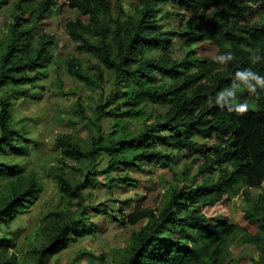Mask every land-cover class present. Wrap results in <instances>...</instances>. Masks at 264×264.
Here are the masks:
<instances>
[{"label": "trees", "instance_id": "1", "mask_svg": "<svg viewBox=\"0 0 264 264\" xmlns=\"http://www.w3.org/2000/svg\"><path fill=\"white\" fill-rule=\"evenodd\" d=\"M57 1L10 4L11 22L0 40V157L14 161L35 143L12 108L17 100L38 97L36 82L46 77L49 66L59 64L74 82L98 92V98L88 104L89 114L79 101L69 107L72 119L82 114L85 138L63 133L54 139L58 158L49 173L62 206L45 214L36 232L44 238L32 243L20 260L18 252H9V243H0V264H49L63 245L93 232L86 222L91 212L100 210L98 204L85 202L84 191L97 185L137 186L129 174L147 169L150 162L171 171L173 184L160 208L120 210L113 217L122 224H142L113 264H223L229 248L241 244L255 246L258 263L264 264V189L249 191L264 182V90L257 89L255 96L238 93V101L250 105L244 115L215 104L216 94L230 86L236 71L252 68L264 76V12L253 19L254 6L264 10V0H136L128 10L120 1L112 8L110 0H61L79 15L64 27L78 54L66 59L58 57L60 43L53 35L36 33ZM166 4L177 6L175 12ZM2 5L7 0H0ZM162 13L181 18L183 27L163 29L156 19ZM184 13L193 19L187 21ZM177 35L180 59L171 56ZM199 42H212L215 56L231 52L234 59L224 65L215 56L198 58L190 48ZM254 55L261 56L255 65L250 59ZM164 78L173 83L167 86ZM102 119L110 120L108 128ZM162 131L168 138H162ZM158 138L177 152L188 149L186 159L201 156L203 164L194 174L186 168L178 178ZM215 167L221 169L217 179L209 175ZM115 170L125 175L112 174ZM39 188L34 172L23 174L18 162L0 160V224L7 226L26 212ZM239 193L244 196V220L257 226L253 235L223 216L207 218L202 212Z\"/></svg>", "mask_w": 264, "mask_h": 264}, {"label": "rangeland", "instance_id": "2", "mask_svg": "<svg viewBox=\"0 0 264 264\" xmlns=\"http://www.w3.org/2000/svg\"><path fill=\"white\" fill-rule=\"evenodd\" d=\"M12 1L7 0V5L0 6V40L5 34L4 30L11 22L10 12L12 8L10 9V4ZM110 1L112 8L117 1H120L125 10H128L132 3L136 2V0ZM176 7L171 4L165 5L169 12H175ZM254 8L253 19L255 20L264 10H261L258 5H255ZM184 14L185 18L188 19H186L187 21L193 19L192 15ZM77 16L79 15L75 9H70L66 3L59 0L51 12L46 14L43 20L37 24V34L46 32L53 35L55 40L60 43L58 54L60 58L66 59L67 56L78 55L76 44L70 40L64 30L67 21H73ZM156 19L165 30H179L183 27L181 18L174 15L169 16L162 13L158 14ZM190 49L196 57L202 59L214 57L217 51V47L212 42H199L191 46ZM182 50L181 40L177 35L174 39L171 56L175 59L182 58ZM45 70L46 77L40 78L36 82L37 87L35 89L38 97H25L17 100L15 107L12 108L13 117L22 123V129L27 131L35 143L27 145L25 155L12 158L14 161L0 157V160L9 161L12 164L18 162L20 172L23 174L34 172L40 182L37 197L27 211L9 220L7 226L5 223L0 224V236H3L0 243L2 245L9 243V252H18V260L27 252L32 243L39 244L44 238V234L39 233V236H36V232L45 222V214L62 206V198L59 197L56 183L49 173V169L56 165L58 158L55 137L63 133H70L83 138L88 135L84 122H80L82 114L80 113L79 117L76 115L77 117L72 119L69 114V107L75 101H79L84 110L86 107V114H89L91 100L98 98V92H88L82 84L74 82V79L67 75L64 68H61L59 64L51 65ZM164 81L167 86L173 83L169 78H164ZM109 88L110 83L106 84L101 96L104 97ZM150 123L151 121L146 122V124ZM102 124L108 128L110 120L102 119ZM161 134L162 138H168L167 132L162 131ZM156 141L158 147L169 154L168 160L179 173L178 178L186 168H189L190 174H194L199 165L203 164L201 156L197 160L186 159L185 157L190 154L188 149L177 152L173 144L166 145L161 141V138ZM196 141L199 145L203 143V140L199 138ZM207 146L209 145L207 144ZM68 164L71 165V162ZM143 165L145 166L146 163ZM65 171L70 172L69 167ZM213 171L214 175H209L217 179L221 169L215 167ZM112 174L124 176L125 171L115 170ZM129 177L137 181V186L107 188L97 185L84 191L85 202L91 205L98 204L100 210L91 212L86 222L87 225L92 226L93 232L80 240H71L63 245L52 255L49 264H69L70 262L73 264H113V258L118 255V250L123 249L129 243L131 235L138 231L142 225L141 223L135 225L122 224L114 220L118 214H121L120 210L124 213H131L138 209L160 208L163 194L173 184L171 171L158 168L154 162L148 163L147 169L143 167L135 169L129 174ZM263 189L264 182L259 189L250 188L249 191L255 194ZM244 208V196L239 193L230 200H225L223 197L222 201L216 205L202 208V212L207 218L223 216L226 221L236 223L253 235L257 231V226L244 220ZM228 254L223 264H259V250L250 244L232 245Z\"/></svg>", "mask_w": 264, "mask_h": 264}, {"label": "clouds", "instance_id": "3", "mask_svg": "<svg viewBox=\"0 0 264 264\" xmlns=\"http://www.w3.org/2000/svg\"><path fill=\"white\" fill-rule=\"evenodd\" d=\"M253 51V50H249ZM258 52V51H255ZM234 59L231 52L215 56L214 60L220 64L226 65ZM251 63L255 65L261 60L260 55L250 57ZM257 89L264 90V76L252 68L238 70L234 74V78L229 87L219 91L215 96V104L221 108L227 109L229 112H235L237 115H244L248 112L250 105L247 101L239 102L238 93L247 91L249 95H257ZM209 103L212 99L209 98Z\"/></svg>", "mask_w": 264, "mask_h": 264}, {"label": "bare ground", "instance_id": "4", "mask_svg": "<svg viewBox=\"0 0 264 264\" xmlns=\"http://www.w3.org/2000/svg\"><path fill=\"white\" fill-rule=\"evenodd\" d=\"M165 249V248H164Z\"/></svg>", "mask_w": 264, "mask_h": 264}]
</instances>
